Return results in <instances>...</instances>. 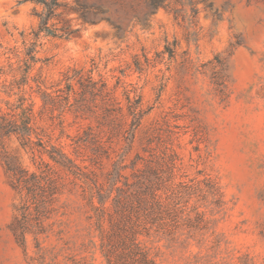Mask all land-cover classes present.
I'll list each match as a JSON object with an SVG mask.
<instances>
[{
  "label": "rangeland",
  "instance_id": "rangeland-1",
  "mask_svg": "<svg viewBox=\"0 0 264 264\" xmlns=\"http://www.w3.org/2000/svg\"><path fill=\"white\" fill-rule=\"evenodd\" d=\"M69 5L75 0H65ZM111 20L86 23L74 10L51 23L80 27L70 38L41 33V4L0 0V108L8 111L16 95L4 90L36 40L34 73L43 86L79 92L89 74L107 83L116 107L127 114L126 93L140 95L145 111L130 148L114 137L112 156L130 163L144 146L158 154L178 152L188 178L206 174L222 186L227 205L216 215L215 235L176 242L142 237L160 264H264V0H105ZM168 46V47H167ZM11 66V67H10ZM16 76H19L17 74ZM85 110L48 109L35 121L44 139L63 146L84 166L92 151L79 138L97 127L101 98ZM36 109L43 100L36 97ZM98 104V106H96ZM93 109H96L95 113ZM13 158L29 173L42 170L57 193L35 198L17 190L6 170ZM91 166L100 182L112 168L104 157ZM89 165V162L85 163ZM82 179L22 145L16 134L0 149V264H107L96 230L90 190ZM43 194V195H42Z\"/></svg>",
  "mask_w": 264,
  "mask_h": 264
},
{
  "label": "trees",
  "instance_id": "trees-1",
  "mask_svg": "<svg viewBox=\"0 0 264 264\" xmlns=\"http://www.w3.org/2000/svg\"><path fill=\"white\" fill-rule=\"evenodd\" d=\"M26 1L43 6V11L37 13L40 22L34 31V39L39 38L41 33L65 38L77 35L80 27L73 28L68 21H64L62 26L51 23L68 10L79 12L86 23L111 20L105 0H75L73 5L65 0ZM162 3L163 0H153L154 5ZM36 47L35 40L28 47L23 64L17 69L11 63L14 79L5 80L8 82L3 87L10 96L16 95L17 103L11 104L8 111L0 108V149L4 147L5 138L16 134L24 147L38 152L41 158L47 155L52 162L83 180L84 190H90L89 202L95 210L91 218L99 231L101 251L107 264H160L142 237L165 236L176 242H185L191 238L207 240L214 236L216 215L227 205L225 192L216 178L210 174L202 179L188 178L179 172L181 158L173 148L170 152L166 149L158 154L152 151L153 147L149 144L130 163H125L124 152L118 158L112 156L114 137L122 139L126 149L132 145L145 112L141 96L132 97L130 91L126 93L128 116L131 117L128 123L124 108L116 107L114 95L106 91L107 83H100L89 74L79 79L80 90L75 92L72 102L71 93L75 90L69 83L66 93L60 86L50 91L49 87L43 86L41 75L33 72L38 61ZM87 94L94 101L101 98L103 104L97 127H90L75 142V151L78 152L82 145L92 151L90 156L82 158L84 166L81 167L63 146L45 140L44 134L35 127V121L48 109L54 113L76 105L77 109L85 110L89 107ZM36 97L43 100L39 110L36 109ZM93 111L97 112L96 109ZM104 157L112 161V168L105 180L100 182L90 167L102 164ZM87 162L89 165L85 164ZM6 170L13 186L21 192L26 190L27 198L40 195L37 190L51 196L58 191L48 171L29 173L8 156Z\"/></svg>",
  "mask_w": 264,
  "mask_h": 264
}]
</instances>
